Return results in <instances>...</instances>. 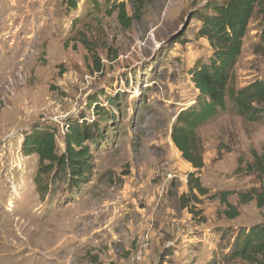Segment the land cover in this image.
Returning <instances> with one entry per match:
<instances>
[{
	"label": "rangeland",
	"instance_id": "1",
	"mask_svg": "<svg viewBox=\"0 0 264 264\" xmlns=\"http://www.w3.org/2000/svg\"><path fill=\"white\" fill-rule=\"evenodd\" d=\"M208 1L81 0L71 9L66 0H0V264H264L225 259L243 230L264 224V209L240 198L260 185L247 166L263 152L264 121H246L229 103L199 131L207 193L196 197L171 138L176 115L199 94L189 70L212 55L192 19ZM122 2L130 28L115 7ZM263 30L257 12L229 92L264 79ZM93 122L103 137L86 184L51 173L37 186L39 159L23 154L24 137L54 126L62 154L67 126ZM169 171L178 177L165 185ZM230 192L234 219L223 203ZM122 200H132L131 219L118 225Z\"/></svg>",
	"mask_w": 264,
	"mask_h": 264
},
{
	"label": "trees",
	"instance_id": "2",
	"mask_svg": "<svg viewBox=\"0 0 264 264\" xmlns=\"http://www.w3.org/2000/svg\"><path fill=\"white\" fill-rule=\"evenodd\" d=\"M66 1L71 9H76L81 2ZM115 7L119 9V19L123 26L130 28L133 19L128 17L126 2L116 4ZM257 12L264 20V0H210L192 16V19L200 22L198 37L208 42L212 55L207 60L198 59L189 70L199 94L194 105L176 115L171 138L182 158L193 168L188 174V187L189 195L194 197L207 193L199 177L205 167L204 146L199 131L225 113L229 103L246 121H264V79H258L243 89L228 91L243 52L249 25ZM258 51L264 55V30L260 35ZM117 100L110 98L109 103L116 106ZM58 134L59 130L50 125L37 127L24 137L23 154L35 155L39 159L36 184L40 187L41 178L53 173L54 178L68 177L70 185L82 187L95 169L94 148L103 137L101 122L67 126L66 149L62 154L58 151ZM253 156L254 160L248 164L247 170L259 180L260 185L240 194V198L243 204L256 201L258 207L264 209V147L262 154L254 153ZM232 194L234 192L225 194L223 203L227 206L229 218L234 219L238 216V210L227 202ZM185 200V206L192 201L189 196H183V202ZM194 213L198 215L192 211ZM262 256L264 224L243 230L238 235L231 254L225 259L257 261ZM217 263L213 259L208 264Z\"/></svg>",
	"mask_w": 264,
	"mask_h": 264
},
{
	"label": "built area",
	"instance_id": "3",
	"mask_svg": "<svg viewBox=\"0 0 264 264\" xmlns=\"http://www.w3.org/2000/svg\"><path fill=\"white\" fill-rule=\"evenodd\" d=\"M163 175H165L166 178V183L165 185L170 181L172 182L174 179H176L178 176L175 172L169 171V172H165ZM163 186V190L164 191V187ZM150 235L149 233L145 234L142 238V243L139 246L138 250L135 252L134 256H133V261L140 263L142 262V260L144 259V255L147 252L148 249V242L150 240Z\"/></svg>",
	"mask_w": 264,
	"mask_h": 264
},
{
	"label": "crops",
	"instance_id": "4",
	"mask_svg": "<svg viewBox=\"0 0 264 264\" xmlns=\"http://www.w3.org/2000/svg\"><path fill=\"white\" fill-rule=\"evenodd\" d=\"M186 162V161H185ZM187 163V162H186ZM190 165V164H189ZM190 167H191V170H190V172H192L193 171V168H192V166L190 165ZM204 169V168H203ZM189 172V173H190ZM188 173V174H189ZM181 180H183L184 181V179L181 177ZM131 201V203H132V200H122L120 203H121V207H119L120 209L119 210H117V214L114 216V218L116 219L117 218V222H118V225H122L123 223H124V221L125 222H127V221H130V219H131V216H130V214L128 215V212H129V210H126V208H125V205H129V202ZM123 217H126V219L123 221L122 220V218ZM210 262V261H209ZM208 262V263H209ZM207 263V264H208Z\"/></svg>",
	"mask_w": 264,
	"mask_h": 264
},
{
	"label": "bare ground",
	"instance_id": "5",
	"mask_svg": "<svg viewBox=\"0 0 264 264\" xmlns=\"http://www.w3.org/2000/svg\"><path fill=\"white\" fill-rule=\"evenodd\" d=\"M3 43V42H2ZM2 51V50H1Z\"/></svg>",
	"mask_w": 264,
	"mask_h": 264
}]
</instances>
